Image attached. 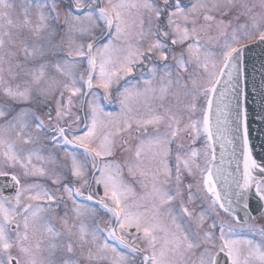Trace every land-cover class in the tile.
Returning a JSON list of instances; mask_svg holds the SVG:
<instances>
[{"label":"snow or ice","instance_id":"obj_1","mask_svg":"<svg viewBox=\"0 0 264 264\" xmlns=\"http://www.w3.org/2000/svg\"><path fill=\"white\" fill-rule=\"evenodd\" d=\"M0 264H264V0H0Z\"/></svg>","mask_w":264,"mask_h":264}]
</instances>
